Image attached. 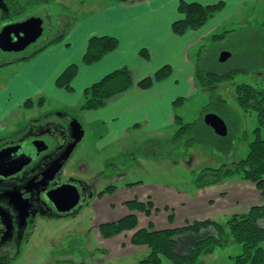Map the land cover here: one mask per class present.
<instances>
[{
	"label": "crops",
	"instance_id": "1",
	"mask_svg": "<svg viewBox=\"0 0 264 264\" xmlns=\"http://www.w3.org/2000/svg\"><path fill=\"white\" fill-rule=\"evenodd\" d=\"M181 1L201 5L221 2L224 8L203 27L176 36L171 26L181 19L178 12ZM247 1L252 3L258 0H238L230 4L227 0H109L102 3L104 5L95 4L82 17L77 16L75 19L74 15V26L69 32L60 35L61 41L27 60L7 85L0 86V132L5 121L26 100L40 99L44 106L46 99H52L55 103L77 108L86 88L121 68L129 70L133 86L110 98L105 107L99 110H78L82 139L93 138L95 149H98L119 142L130 130L142 135L150 132L160 134L161 130L172 128L177 116L174 102L190 97L197 89L189 52L221 26V20L218 19L228 8L237 7L240 10ZM94 36L116 39L117 48L99 62L87 66L83 64V55L88 40ZM141 51L146 53L147 58L141 56ZM70 65L77 67L71 89H60L55 84L56 79ZM163 66L171 68V75L167 79L155 82L148 89L136 86L140 80L153 76ZM55 116L48 115L45 121H53ZM50 130L51 133L47 131L45 134L54 137L55 130ZM125 176L122 174L118 179L123 180ZM112 187L111 193H105L100 198L94 196L86 208L90 206L93 211V228L101 246L113 254L121 253L118 245H122L125 238L129 242L125 249L138 247L130 243L134 231L124 232L113 237V241L104 242L98 226L116 222L128 215L136 217L137 229H147L151 223L155 231H162L181 228L193 221H217L221 217L227 219L263 205L255 186L238 178L196 188L192 193L167 185L139 182L123 181ZM133 201L144 205L147 215L145 211L130 210L126 206ZM138 248L140 252L148 254L146 247Z\"/></svg>",
	"mask_w": 264,
	"mask_h": 264
},
{
	"label": "rangeland",
	"instance_id": "2",
	"mask_svg": "<svg viewBox=\"0 0 264 264\" xmlns=\"http://www.w3.org/2000/svg\"><path fill=\"white\" fill-rule=\"evenodd\" d=\"M108 1L54 0L53 7L55 13L73 12L72 15H75L76 19L77 16L82 17L88 13L95 4ZM227 1L230 4L238 0ZM79 5L82 7L77 9ZM218 20H221V26L188 54L193 61L196 93L174 108L175 114L183 124L195 123L194 128L185 137L186 141L183 139L180 144L173 142L177 124L161 130L160 134L150 132L139 135L130 130L119 142L98 149H95L93 138L86 137L75 147L61 169L60 176L67 180L81 179L97 192L109 186H118L124 181L167 185L182 192L192 193L196 190L197 177L203 170L232 168L245 159L249 152V144L255 140L254 130L258 122L255 114H245L239 109L234 98V87L238 84L258 87L259 78L264 74L263 0L252 3L247 1L240 10H237V7H230ZM213 35L223 37L213 39ZM45 39L46 29L37 44ZM222 52L230 54L225 62H219ZM22 56L24 53L9 56L7 62L0 66V86L7 85L21 65L25 64L27 59L21 60ZM198 70L218 75L231 72L233 79L218 85L212 92L207 91L201 88L196 76ZM207 105L209 107L206 109ZM38 107L35 105L33 107L35 110L24 106L17 107L14 115L5 121L6 127L4 126L0 132V145H8L31 137L29 133L31 126L35 128L33 133L41 134L45 129L47 115L53 117L67 114L78 121L80 118L79 106L77 108L66 106L46 99L44 106ZM206 114H214L224 121L227 127L225 137L216 135L204 124L203 118ZM53 135L55 136L43 135L40 139L48 148L54 149L55 140L59 139V135L55 131ZM261 138H264V128ZM122 174L126 176L119 180ZM225 219L221 217L217 221L223 222ZM93 221L94 214L90 206L82 208L74 218H47L38 215L33 228L24 235L18 253L9 263L139 264V261L146 258L147 253L140 252L138 247L131 246L125 249L129 243L126 238L122 245H118L121 253H109L110 250L104 249L96 237ZM111 239L102 240L104 242L114 240ZM241 253L240 244L227 241L222 247H215L200 255L195 264H234L230 257ZM160 260V264H172L163 256Z\"/></svg>",
	"mask_w": 264,
	"mask_h": 264
},
{
	"label": "trees",
	"instance_id": "3",
	"mask_svg": "<svg viewBox=\"0 0 264 264\" xmlns=\"http://www.w3.org/2000/svg\"><path fill=\"white\" fill-rule=\"evenodd\" d=\"M264 3V0H263ZM224 8L219 2L213 5H201L198 3H186L181 1L178 5V12L181 19L175 21L171 30L176 36L197 30L206 25ZM223 35H213V39L222 38ZM62 39V38H61ZM58 38L55 42L61 41ZM117 48V41L114 38L91 37L83 55V64L90 66L99 62L110 52ZM35 51L23 60L31 59L43 51ZM141 56L147 58L144 51ZM1 60L0 66L4 63ZM77 73L76 65L68 66L56 79V86L60 89L70 90L71 83ZM171 75V68L163 66L153 76L146 77L137 83L141 89L150 88L155 82L163 81ZM201 88L213 91L223 82L233 79L231 72L226 74L205 73L200 70L196 72ZM133 86L131 74L127 68L113 71L99 81L93 83L82 93V102L78 110L95 111L105 107L107 101ZM234 98L239 109L245 113L255 114L258 126L254 130L255 140L249 144V152L245 159L238 162L232 168L205 169L196 180V188L201 189L212 185L220 184L228 179L238 178L249 182L259 191L263 205L252 207L248 213L242 215H231L225 221L203 220L187 223L184 227L155 231L151 223L147 229H137V219L134 215H128L116 222L101 224L98 227L100 236L103 239H110L127 231H134L130 238L133 246H144L148 250L146 258L139 261V264H160V257L169 259L172 264H195L197 258L203 253L211 251L215 247H222L227 241L240 244L242 253L230 257L234 264H264V138L261 132L264 128V74L259 78V86L249 84H238L234 87ZM41 100H26L23 106L33 108L35 105L41 107ZM183 99H177L173 106L177 107ZM207 105L205 108L207 109ZM204 109V111L206 110ZM178 128L174 134L173 142L180 144L186 141L187 134L194 128L195 123L183 124L176 116ZM114 187L109 186L99 192L97 197L105 193H111ZM147 205V204H146ZM130 210L145 211V206L137 201L127 203ZM171 221V220H170ZM0 264H8L0 260Z\"/></svg>",
	"mask_w": 264,
	"mask_h": 264
},
{
	"label": "flooded vegetation",
	"instance_id": "4",
	"mask_svg": "<svg viewBox=\"0 0 264 264\" xmlns=\"http://www.w3.org/2000/svg\"><path fill=\"white\" fill-rule=\"evenodd\" d=\"M54 0H0V31L3 27L23 22L29 18H37L41 20L43 34L46 29V39L37 44L38 40L20 53H0V59L7 62L9 56H18L24 53L22 57H28L36 50L53 44L60 35L69 32L74 26V16L72 12L67 13L58 11L55 13L53 7ZM27 13H25V11ZM59 10V9H57ZM43 36V35H42ZM38 46V47H36ZM30 49V52L28 50ZM35 49V50H34ZM9 62V61H8ZM71 117L67 114L57 115L53 121L44 123L45 129H55L61 141L56 143L54 149L49 148L48 151L41 153L38 162L33 165L24 167L21 173L10 177H0V260H6L10 264L12 257L18 253L20 243L27 231L31 230L38 215L47 218L75 217L82 208H86L91 201V194L94 192L93 187L89 186L80 179H65L58 172L52 179L44 176L45 171L51 165L52 160L58 157L59 148L63 147L69 140V123ZM34 132V129H32ZM31 133L32 137L41 140L39 133ZM60 140V139H59ZM62 142V143H60ZM5 146L0 147L3 148ZM48 176V174H47ZM64 183L76 186L83 204L80 209H74L69 214H59L56 209L45 199V194L54 190ZM17 190L23 194V198L28 199L26 206L21 213H18L11 205L6 193ZM94 195V193H93ZM15 250V253L13 251Z\"/></svg>",
	"mask_w": 264,
	"mask_h": 264
},
{
	"label": "water",
	"instance_id": "5",
	"mask_svg": "<svg viewBox=\"0 0 264 264\" xmlns=\"http://www.w3.org/2000/svg\"><path fill=\"white\" fill-rule=\"evenodd\" d=\"M41 20L29 18L23 22L10 24L3 27L0 31V53H20L31 44L35 43L42 36ZM228 52H222L219 56V62H225L229 59ZM204 124L209 127L216 135L225 137L227 127L224 121L214 114H206L203 118ZM69 140L63 147L59 148V155L52 160L44 176L52 179L70 158L75 147L81 142L83 130L76 119H71L69 123ZM48 146L37 137L24 139L18 144H12L0 149V177L6 178L21 173L24 167L33 165L39 160L41 153L48 151ZM48 174V176H47ZM11 205L18 213H21L28 199L23 198L20 191L13 190L6 193ZM92 197V194L90 198ZM45 199L52 203L57 213L69 214L78 210L83 204L81 195L76 186L64 183L60 187L51 190L45 194Z\"/></svg>",
	"mask_w": 264,
	"mask_h": 264
}]
</instances>
